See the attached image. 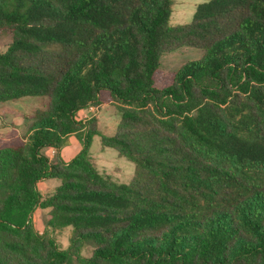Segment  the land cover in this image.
Here are the masks:
<instances>
[{
  "label": "trees",
  "instance_id": "obj_1",
  "mask_svg": "<svg viewBox=\"0 0 264 264\" xmlns=\"http://www.w3.org/2000/svg\"><path fill=\"white\" fill-rule=\"evenodd\" d=\"M170 15V0H0V103L47 98L26 135L0 137V264H264V0ZM182 46L203 55L167 77L159 58ZM106 103L114 133L77 119ZM94 134L134 163L127 183L96 167ZM45 178L59 185L42 195ZM36 208L72 226L67 248L35 228Z\"/></svg>",
  "mask_w": 264,
  "mask_h": 264
},
{
  "label": "rangeland",
  "instance_id": "obj_2",
  "mask_svg": "<svg viewBox=\"0 0 264 264\" xmlns=\"http://www.w3.org/2000/svg\"><path fill=\"white\" fill-rule=\"evenodd\" d=\"M171 1V24H184L189 22L192 14L199 3L207 0H170ZM11 38L9 34H0V51H3ZM203 55V51L195 47L182 46L178 49L162 54L159 58V71L167 77L183 63L197 60ZM47 98L45 96H25L16 100H9L0 103V109L10 108L7 110L4 117H0V136L5 133V127L8 123L12 124L19 135H25L28 126L32 119L26 117L31 116L35 111H43L46 109ZM88 112L87 109L83 110ZM23 114V115H21ZM81 110L76 112L77 119H81ZM97 125L101 132L106 134L114 133L119 119V110L116 103L104 104L95 110ZM7 123V124H6ZM8 126V125H7ZM82 144L77 134H70L67 142L62 145L61 156L65 160L73 158L81 149ZM51 147H43L41 151L45 156L55 155L50 154ZM89 154L93 158L96 167L103 173L108 174L113 180L121 183H127L134 175L135 165L133 162L120 156L116 150L108 147H102L100 136L94 134L91 138L89 146ZM38 181L37 189L40 193L46 194L49 190L43 189L42 185L50 190L59 185V180L56 178H45ZM40 182V184H39ZM48 209H34L31 213V220L35 228L47 235L52 236L59 248L65 249L70 242L72 226L66 225L60 228L46 227V220L49 217ZM91 247L83 245L81 254L89 256Z\"/></svg>",
  "mask_w": 264,
  "mask_h": 264
},
{
  "label": "crops",
  "instance_id": "obj_3",
  "mask_svg": "<svg viewBox=\"0 0 264 264\" xmlns=\"http://www.w3.org/2000/svg\"><path fill=\"white\" fill-rule=\"evenodd\" d=\"M106 104H110V103H106ZM101 105H104V104H101ZM100 105V106H101ZM99 106V107H100ZM98 107V108H99ZM84 109H87L88 110V112H84L83 110ZM97 109V107H95V106H93V109L92 110H90L89 109V106H87L86 108H83V109H80L81 111H82V114L80 115V118H81V120H86V119H88L89 117H91V116H96V115H94V114H92V113H94L95 112V110ZM7 110H11L10 108H8V107H6V108H3V109H0V117H4V115H5V113H6V111ZM21 115H23V114H21ZM26 117H29V115H27ZM7 124V123H6ZM8 125V126H7ZM6 125V127H5V133L2 135V136H0V137H3V136H5V135H7L8 133H10V132H13V131H15L16 133H18L17 131H16V129L13 127V125L12 124H10V123H8ZM26 133H27V130H26ZM26 135V134H25ZM41 151H43V150H41ZM55 153H56V150L54 149V148H50V154L53 156V155H55ZM59 154H60V156H61V154H62V150L60 149V151H59ZM49 159H52V157L51 156H47ZM62 157V156H61ZM63 158V157H62ZM64 159V158H63ZM93 159V158H92ZM65 160V159H64ZM65 161H68V160H65ZM94 161V160H93ZM40 182H42L41 180H40ZM40 182H39V184H40ZM38 184V183H37ZM42 187H43V189H48L49 191L47 192V193H49L51 190L49 189V188H46V186H44V185H42ZM46 193V194H47ZM42 194V193H41ZM42 195H45V194H42ZM37 209V208H36Z\"/></svg>",
  "mask_w": 264,
  "mask_h": 264
},
{
  "label": "built area",
  "instance_id": "obj_4",
  "mask_svg": "<svg viewBox=\"0 0 264 264\" xmlns=\"http://www.w3.org/2000/svg\"><path fill=\"white\" fill-rule=\"evenodd\" d=\"M89 109L92 110L93 109V106L92 105H89Z\"/></svg>",
  "mask_w": 264,
  "mask_h": 264
}]
</instances>
